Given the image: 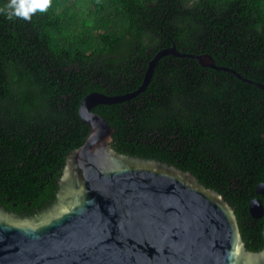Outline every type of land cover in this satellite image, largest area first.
I'll return each mask as SVG.
<instances>
[{"label": "trees", "instance_id": "1", "mask_svg": "<svg viewBox=\"0 0 264 264\" xmlns=\"http://www.w3.org/2000/svg\"><path fill=\"white\" fill-rule=\"evenodd\" d=\"M172 45L264 85V0H52L31 21L0 14V206L33 215L52 203L89 132L82 99L135 91ZM92 111L113 127L114 150L192 173L232 207L247 248H264V217L248 212L264 202L263 89L169 54L143 91Z\"/></svg>", "mask_w": 264, "mask_h": 264}, {"label": "water", "instance_id": "2", "mask_svg": "<svg viewBox=\"0 0 264 264\" xmlns=\"http://www.w3.org/2000/svg\"><path fill=\"white\" fill-rule=\"evenodd\" d=\"M169 54L228 70L264 90L216 66L208 54L180 53L172 45L154 54L135 91L86 95L79 115L89 132L66 155L52 203L33 215L0 206V264H228L225 253L241 234L222 195L167 162L117 152L113 127L92 111L143 91L157 61ZM255 193L264 197V183ZM248 212L264 217V202L252 198Z\"/></svg>", "mask_w": 264, "mask_h": 264}, {"label": "clouds", "instance_id": "3", "mask_svg": "<svg viewBox=\"0 0 264 264\" xmlns=\"http://www.w3.org/2000/svg\"><path fill=\"white\" fill-rule=\"evenodd\" d=\"M51 6L52 0H8L6 5L0 7V14L9 20L19 18L31 21L37 12L46 13ZM225 256L228 264H264V248H247L243 237L239 235L231 242Z\"/></svg>", "mask_w": 264, "mask_h": 264}, {"label": "rangeland", "instance_id": "4", "mask_svg": "<svg viewBox=\"0 0 264 264\" xmlns=\"http://www.w3.org/2000/svg\"><path fill=\"white\" fill-rule=\"evenodd\" d=\"M94 6L91 3H87L85 7V12L89 11V9H93Z\"/></svg>", "mask_w": 264, "mask_h": 264}]
</instances>
